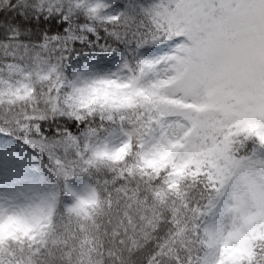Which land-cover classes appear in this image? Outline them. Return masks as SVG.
<instances>
[{
    "label": "snow or ice",
    "instance_id": "1",
    "mask_svg": "<svg viewBox=\"0 0 264 264\" xmlns=\"http://www.w3.org/2000/svg\"><path fill=\"white\" fill-rule=\"evenodd\" d=\"M0 264H264V0H0Z\"/></svg>",
    "mask_w": 264,
    "mask_h": 264
}]
</instances>
